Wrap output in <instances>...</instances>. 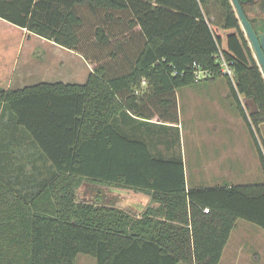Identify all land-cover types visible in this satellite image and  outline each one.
I'll list each match as a JSON object with an SVG mask.
<instances>
[{"label": "trees", "instance_id": "16d2710c", "mask_svg": "<svg viewBox=\"0 0 264 264\" xmlns=\"http://www.w3.org/2000/svg\"><path fill=\"white\" fill-rule=\"evenodd\" d=\"M240 1L259 31L264 0ZM0 18L92 71L84 85L0 88V264H219L238 220L264 231V183L187 189L180 157L157 158L113 124L128 112L178 125L176 91L223 78L264 173V79L230 0H0ZM6 118L28 143L9 141ZM82 185L145 193L163 220L100 194L81 201Z\"/></svg>", "mask_w": 264, "mask_h": 264}, {"label": "crops", "instance_id": "0c3cea01", "mask_svg": "<svg viewBox=\"0 0 264 264\" xmlns=\"http://www.w3.org/2000/svg\"><path fill=\"white\" fill-rule=\"evenodd\" d=\"M18 47H20V50ZM10 48H13L14 59L9 68L8 75L6 76L4 86H1L2 80L0 78V88L5 90H20L28 86L42 83L84 85L92 72L88 63L80 55L54 43L53 41H49L30 33L26 29L15 26L0 18V65L2 62H8L6 56L9 54ZM39 48H41V51L38 53L36 50ZM221 81H223V78H219L213 82L197 83L193 86L180 88L176 91L180 116L178 125H166L160 124L156 121H146L132 115L130 116L128 112L127 115L123 113L115 119L113 124L125 137L143 141L155 157L167 158L169 155L167 147L165 146V140L167 139L163 138H168V135L180 136L184 129V126L182 125L184 116L181 106L182 95L185 96L189 109L185 115V118H188V120L195 118L196 107H203L205 114L202 115L203 118L200 123L202 122L204 128L209 127L212 130H216L218 127L222 126V121H225L224 107L234 113L231 99L229 97L228 86L226 92L222 90L219 93L215 88H212L216 84H221ZM213 91H216L217 97L215 98L211 97ZM244 103L249 107L250 111L255 109L252 101L245 100ZM214 110H220V113L214 112ZM231 117L232 116H230L229 119L231 122L235 123L232 129H235L237 132L239 128L236 130V125H241L243 122L238 116V118H235L237 120H234V118ZM3 121L4 124L2 127L3 130L5 127L8 128L7 133L10 142H29L26 135L15 125L14 119H3ZM239 135V133H236L235 135L208 134L202 136V142L205 144V149L211 154L207 155V157L204 156L200 166L197 168L199 169L200 167L202 172L206 175H209V173L212 172L210 174L217 176L218 180L222 175L240 176L242 174H248V170L251 169V167L253 169L252 171H255V164L252 163L250 167L247 163V160L251 159V140L248 136ZM215 144L217 145L214 146ZM221 147H223V150H221ZM252 161L255 160L253 159ZM41 171L43 172V170ZM184 172L187 189L264 183V179H261L259 183L223 182L205 187L199 185L198 182L191 184L185 169ZM89 189L94 192L93 197H96L98 189L103 190L105 193V191L110 188L105 187L102 189L101 187L92 186L89 187ZM124 191V193L116 194L119 196V199H115L110 193L108 194V196L111 197L110 199H104L102 194H100V196L106 201V204L109 203L113 206H120L134 216H140L146 211H149V213L153 214L155 218L163 220L162 215L160 214L161 205L158 202H153L149 195L130 190ZM127 191L134 194L127 195ZM238 221L224 247L219 264H264V231L261 230L262 232H260L259 230H254L250 226L243 224L238 225Z\"/></svg>", "mask_w": 264, "mask_h": 264}, {"label": "rangeland", "instance_id": "374dc122", "mask_svg": "<svg viewBox=\"0 0 264 264\" xmlns=\"http://www.w3.org/2000/svg\"><path fill=\"white\" fill-rule=\"evenodd\" d=\"M242 1L243 2H249L250 0H242ZM250 17L253 18V15L250 14ZM255 29L258 30V26L255 27ZM18 49L20 50V47H18ZM39 51H41V48L36 50V52H38V53H39ZM6 57L8 59V62H5V63L2 62V64L0 65V75H1L0 78L2 80L1 86H4V82L6 81V76L8 75L9 68L12 65V61L14 59L13 48H10V52ZM212 88H215L218 93L222 90H224L226 92L227 91V83L223 79V81H221V84H216ZM216 91L215 92L213 91V95L211 96L212 98L217 97ZM215 100H218V99H215ZM241 100H243L242 97H241ZM231 104H232V101H231ZM177 105H179V104H177ZM181 106H182V111L184 112V116H183V120H182V125L184 126V129L182 130L181 135L180 136L173 135V136H171V140H170V138H163V139L170 140L169 146H167L169 155L182 158L183 165L185 167L184 169L187 172V175L191 181V184L192 183L195 184L198 182L199 185L206 187V186H213L215 183L220 184L223 182L224 183H259V181H261V179H264V173L261 169L260 162H259L257 153H256L253 145H251L252 148L250 146V151H251V159L252 160L254 159L255 161L248 159L247 163L249 164L250 167H251L252 163L255 164V166H254L255 171H252L253 169L251 167V169L248 170V172H249L248 174H242L240 176L239 175H235V176H226V175L223 176L222 175L218 180L217 176L210 174L212 172H210L209 175H206L204 172H202L200 167L198 169L197 167L200 166V163L202 162L203 157L204 156L207 157V155L211 154L205 149V144L202 142V138H203L202 136L208 135V134H210V135H222V134H224V135L232 134L233 135L234 134L235 135L236 133H239L240 134L239 136H248L249 137V134L247 132V129H246L243 121H242L243 124L236 125V127H235L236 130H237V128H239L237 130V132L235 131V129L234 130L232 129L234 127L233 125H235V123L231 122V120L229 119L230 116H232L231 118H234V120H237L235 118L239 117L234 106H233V104H232V108H233L234 113L235 112L236 113L234 114L232 111H229L228 108L224 107L225 121H222V123H223L222 126L218 127L216 130H212L209 127L204 128V125L202 126V122L200 123L201 119L203 118L202 115L205 114V110L203 109V107H201V106L196 107L195 108V110H196L195 118H191L190 120H188V118H185V115H186V112L189 111V109H188L187 102L185 100L184 95H182ZM249 111H250V109H249V107H247L246 108L247 114L249 113ZM214 112L220 113V110H217V111L214 110ZM178 114H179V107H178ZM179 118H180V116H179ZM4 121H2L1 124H4L3 123ZM1 126H3V125H1ZM6 134H8V133H6ZM261 135L264 139V125L261 127ZM250 143L252 144V142H250ZM216 145L217 144H215L214 146H216ZM221 150H223V147H221ZM204 152H206V153H204ZM257 162H258V167H257ZM82 187H84V186L83 185L80 186L77 190L78 199L81 201H84V202H93V200H94L93 195L90 196V194H88L89 187H85V188H82ZM108 188H110V189H107V191H105V193L101 189L97 190L99 193L97 191L96 192H97V194H102V197H104V199H105V196L108 195L109 193H110V195L113 196V193L116 195V194H121V193L125 192L124 190L120 191L119 189H114L111 187H108ZM127 192H126V194H127ZM93 193L94 192H92V194ZM132 194H134V193L128 192L127 195H132ZM104 199L102 201L104 203H106V201H104ZM237 224L238 225L243 224L246 226H250L254 230H259L260 232H262L260 228H258L257 226H255L253 224H250L246 221L240 220V221H238ZM75 264H97V262H96V259L91 257V256L80 254L77 256Z\"/></svg>", "mask_w": 264, "mask_h": 264}, {"label": "water", "instance_id": "95a60500", "mask_svg": "<svg viewBox=\"0 0 264 264\" xmlns=\"http://www.w3.org/2000/svg\"><path fill=\"white\" fill-rule=\"evenodd\" d=\"M264 79V26L257 31L243 12L240 0H230ZM255 105V103L253 102Z\"/></svg>", "mask_w": 264, "mask_h": 264}, {"label": "built area", "instance_id": "2783aa9c", "mask_svg": "<svg viewBox=\"0 0 264 264\" xmlns=\"http://www.w3.org/2000/svg\"><path fill=\"white\" fill-rule=\"evenodd\" d=\"M219 62H220L222 74L231 79L233 76L232 70L221 55L219 56ZM208 77H209V73L206 71H198L196 73V80H201V79H205ZM203 211L204 213H208V209H204Z\"/></svg>", "mask_w": 264, "mask_h": 264}, {"label": "flooded vegetation", "instance_id": "af4514ba", "mask_svg": "<svg viewBox=\"0 0 264 264\" xmlns=\"http://www.w3.org/2000/svg\"><path fill=\"white\" fill-rule=\"evenodd\" d=\"M252 103H253V102H252ZM254 106H255V105H254ZM88 194H90V196H92V195H93V194H92V190L89 189ZM105 198H106V199H110L111 197L108 196V195H106Z\"/></svg>", "mask_w": 264, "mask_h": 264}]
</instances>
